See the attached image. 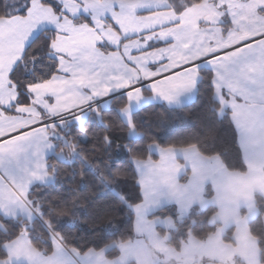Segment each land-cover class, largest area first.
Wrapping results in <instances>:
<instances>
[{"label":"snow or ice","instance_id":"obj_1","mask_svg":"<svg viewBox=\"0 0 264 264\" xmlns=\"http://www.w3.org/2000/svg\"><path fill=\"white\" fill-rule=\"evenodd\" d=\"M0 264H264V0H0Z\"/></svg>","mask_w":264,"mask_h":264},{"label":"trees","instance_id":"obj_2","mask_svg":"<svg viewBox=\"0 0 264 264\" xmlns=\"http://www.w3.org/2000/svg\"><path fill=\"white\" fill-rule=\"evenodd\" d=\"M193 116L195 117V113L193 114ZM232 136H233V133L230 127L225 126L220 133L219 146L228 147L229 144L231 143Z\"/></svg>","mask_w":264,"mask_h":264},{"label":"crops","instance_id":"obj_3","mask_svg":"<svg viewBox=\"0 0 264 264\" xmlns=\"http://www.w3.org/2000/svg\"><path fill=\"white\" fill-rule=\"evenodd\" d=\"M237 251H238V253H243V252H244V247H243V244H242L241 248H240V249H238Z\"/></svg>","mask_w":264,"mask_h":264}]
</instances>
